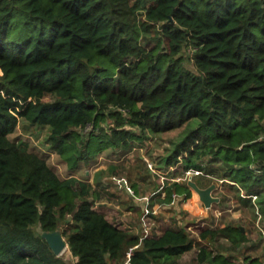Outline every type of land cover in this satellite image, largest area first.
Masks as SVG:
<instances>
[{
  "label": "trees",
  "instance_id": "16d2710c",
  "mask_svg": "<svg viewBox=\"0 0 264 264\" xmlns=\"http://www.w3.org/2000/svg\"><path fill=\"white\" fill-rule=\"evenodd\" d=\"M0 68V264H68L34 230L68 219L75 264L129 253L130 264H179L195 246L182 227L141 237L110 221L95 208L97 188L62 178L12 138L21 120L50 128L70 170L108 149L126 153L148 132L184 128L167 165L182 158L183 172L219 170L238 191L264 195V0H0ZM192 195L168 181L162 200ZM220 237L248 240L240 226L200 230L202 240ZM198 259L236 264L206 247Z\"/></svg>",
  "mask_w": 264,
  "mask_h": 264
},
{
  "label": "rangeland",
  "instance_id": "374dc122",
  "mask_svg": "<svg viewBox=\"0 0 264 264\" xmlns=\"http://www.w3.org/2000/svg\"><path fill=\"white\" fill-rule=\"evenodd\" d=\"M157 36L156 28L148 33L146 38L154 41ZM184 55L186 66L196 71L190 59L193 50L186 49ZM2 73L0 68V74ZM47 99L52 98L50 96ZM91 130L92 126H89L84 131L89 134ZM184 132V128L161 134L148 132L143 141L133 142L128 152L114 149L102 151L88 162L83 161L77 170H70L51 148L49 143L51 130L47 126L33 125L21 120L12 138L27 142L31 150L47 156L62 178L74 175L91 183L101 193V198L94 201L95 208L130 233L144 237L147 234H160L168 227L185 228L195 241V246L178 259L179 264H209V261L202 263L198 259L202 247H206L215 255H225L236 264H250L252 259H259L261 264H264V213L261 211L264 195L256 202L243 198L242 193L237 190V185L230 183L232 180L218 179L222 174L217 170L214 176L195 177L200 186H206L208 183H216L218 186L213 195L220 198V202L214 203L208 210L201 205L202 201L193 189L190 200L176 196L171 205L163 202L165 182L174 183L184 174L183 170L181 171L182 158L174 166L166 163L175 145L184 138ZM205 162L208 167L209 159ZM180 183L187 182L180 180ZM196 198L199 199L198 206L194 202ZM144 203L145 210L142 215L138 206L140 204L144 206ZM226 225L242 227L248 240L241 245H233L224 237L216 240L200 238L201 229L222 228ZM71 226L72 222L68 219L61 222L59 229L64 232ZM34 230L39 234L44 232L40 225H35ZM65 239L67 240L66 236ZM60 257L68 264L76 262L70 248ZM128 260L129 254L123 261L112 264H127Z\"/></svg>",
  "mask_w": 264,
  "mask_h": 264
},
{
  "label": "water",
  "instance_id": "95a60500",
  "mask_svg": "<svg viewBox=\"0 0 264 264\" xmlns=\"http://www.w3.org/2000/svg\"><path fill=\"white\" fill-rule=\"evenodd\" d=\"M188 185L198 193L200 200L206 208H211L214 203L220 202V198L213 195L218 187L216 183H212L210 186L202 188L195 180H190ZM42 237L48 242L49 246L57 256H61L67 248H70L69 242L65 239L64 234L60 229L55 231H44L42 232Z\"/></svg>",
  "mask_w": 264,
  "mask_h": 264
},
{
  "label": "built area",
  "instance_id": "2783aa9c",
  "mask_svg": "<svg viewBox=\"0 0 264 264\" xmlns=\"http://www.w3.org/2000/svg\"><path fill=\"white\" fill-rule=\"evenodd\" d=\"M203 175L207 176V177H210V175L205 173L203 170L191 168V169L185 171L183 176L179 177L178 179H176V181L180 182V180H184V181H186L188 183L190 180H195L196 176H203ZM221 182H224V180H221ZM241 193H242L241 195H242L243 198L252 199L254 202H256V200L258 199V195H256V194H247L242 188H241ZM147 235H149V234H147ZM130 258H131V253H129V260H128L127 264H130Z\"/></svg>",
  "mask_w": 264,
  "mask_h": 264
},
{
  "label": "crops",
  "instance_id": "0c3cea01",
  "mask_svg": "<svg viewBox=\"0 0 264 264\" xmlns=\"http://www.w3.org/2000/svg\"><path fill=\"white\" fill-rule=\"evenodd\" d=\"M233 184H235L234 182H233ZM209 185H211V183H208L206 186H200V187H202V188H206V187H208ZM199 199L198 198H196V201H194L195 203H196V206H198L199 205V201H198ZM190 204H191V202H190ZM145 205V204H144ZM201 205H204V204H202L201 203ZM205 206V205H204ZM139 208V207H138ZM206 208V207H205ZM207 210H208V208H206Z\"/></svg>",
  "mask_w": 264,
  "mask_h": 264
},
{
  "label": "bare ground",
  "instance_id": "6f19581e",
  "mask_svg": "<svg viewBox=\"0 0 264 264\" xmlns=\"http://www.w3.org/2000/svg\"><path fill=\"white\" fill-rule=\"evenodd\" d=\"M67 250H68V248H67ZM65 252V251H64ZM68 252V251H67ZM69 253V252H68Z\"/></svg>",
  "mask_w": 264,
  "mask_h": 264
}]
</instances>
